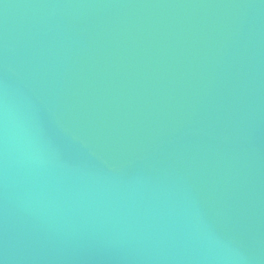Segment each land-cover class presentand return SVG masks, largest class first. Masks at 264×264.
Masks as SVG:
<instances>
[{
    "label": "water",
    "instance_id": "1",
    "mask_svg": "<svg viewBox=\"0 0 264 264\" xmlns=\"http://www.w3.org/2000/svg\"><path fill=\"white\" fill-rule=\"evenodd\" d=\"M0 264H264V0H0Z\"/></svg>",
    "mask_w": 264,
    "mask_h": 264
}]
</instances>
